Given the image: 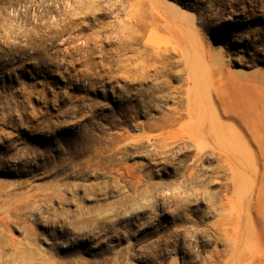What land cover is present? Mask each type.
Wrapping results in <instances>:
<instances>
[{"label":"rangeland","instance_id":"rangeland-1","mask_svg":"<svg viewBox=\"0 0 264 264\" xmlns=\"http://www.w3.org/2000/svg\"><path fill=\"white\" fill-rule=\"evenodd\" d=\"M185 66L189 101L224 127L213 141L170 123ZM255 126L264 0H0V264H264V192L240 208L234 243L213 229L227 193L210 171L219 149L258 153Z\"/></svg>","mask_w":264,"mask_h":264},{"label":"bare ground","instance_id":"bare-ground-1","mask_svg":"<svg viewBox=\"0 0 264 264\" xmlns=\"http://www.w3.org/2000/svg\"><path fill=\"white\" fill-rule=\"evenodd\" d=\"M124 1L127 2L128 0H123V2ZM80 2L81 1H79V3ZM71 5H72L71 3H70V5H67V8L70 9ZM149 18H151V17L146 12H141L140 14H137L136 17L131 14V16H129V23H131V25L133 24V26L138 27V25H140L141 23L142 24L147 23ZM52 19H53V17H52ZM27 33H29V32H27ZM75 44L77 45L78 43H75ZM88 46H90V45H88ZM110 51L112 52V49ZM96 52H98V48H96V47L86 51L87 56L89 58H91L92 55ZM157 52L161 53L163 51L161 49H159V51L155 50V49L153 50V53H157ZM139 53H140V55L145 54V53H147V49L144 47V49L141 50ZM104 54H106V53L104 52ZM70 55H71V53H70ZM156 61H155V63H156ZM144 63H145V61H144ZM152 63L154 64V62H152ZM152 63H150V64L145 63V64H142V66L140 63L139 71H140L142 76L145 77L147 75L149 68L152 67ZM140 66H141V68H140ZM131 68L132 67H130L129 65H127V66L125 65V66L121 67V70L122 71H130ZM109 69H110V67H109ZM184 73H186L185 76L182 75ZM179 74H180V81L182 82V85L180 88L181 94L186 98L187 102L184 103L181 101L180 109L175 111V119H172V121H170V119H169V121H170V123H174L176 121H183L180 129L178 130L179 137L181 138V140H192L194 143H196L195 139H196V133L198 132V130H201L202 132L205 131L204 136H206V138L211 139V141H213L214 139H216L220 135H224V133H223L224 127L221 128V126L215 125L214 122H212L208 118L207 110L204 106L198 105L196 102L194 103L192 101H189V96H188L189 90L186 89V87L189 84H192V88H194L195 91L197 89L196 88L197 87V81L195 80L194 73H193V70L191 69V67L185 66V70L179 71ZM117 77H118V74H117ZM119 77H120V75H119ZM186 119H187V121H185ZM250 132H251L250 133L251 141L253 142L254 145H256L258 153H254L252 151L251 152H248V151L242 152V150H237V151H233V153H230L228 151V149H224V148L219 149V153H218V157H217V159H218L217 160V166L215 169L210 171V173H214L216 175L217 174L219 175L220 172L223 173L222 177L224 178V180H226V182L223 183V189L227 193L226 197H225V202H221V201L218 202L219 219L215 222L213 229L218 235H223L224 237H227V235L230 234V236L233 238V243L236 239L239 238V236L237 235L238 234L237 224H238L239 220L241 219V215L243 214V212H242L243 210H241L240 208H242L244 205H247L248 206L247 210H249L250 207H252L254 205H258L259 203L262 202L261 195L264 192L262 178L257 172L258 163L261 161L262 162L264 161V149H263L264 133L260 129H258V127H256V126ZM170 134L173 135L172 132ZM195 149H196V154L194 156V159H191V161L189 163H187V165H185V167H184V175L189 180H194L197 177L198 166H197L196 162L200 161L204 157V154H206V152H207L208 145L206 143L205 144L202 143L200 145H196ZM235 164L240 167L239 170L233 168V166ZM201 170L203 173H207V170H205V169H201ZM227 171L230 172L229 177L226 176ZM252 176L258 185L257 192L249 191L245 185L246 178H252ZM219 178H220L219 176L215 177V179H219ZM228 193H230V196H228ZM16 209L18 210V208H16ZM8 224H9V222H8ZM3 226H5L7 228V223L5 221L3 222ZM233 243H232V245H233Z\"/></svg>","mask_w":264,"mask_h":264}]
</instances>
